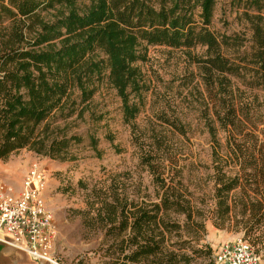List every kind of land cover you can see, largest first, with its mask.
I'll return each mask as SVG.
<instances>
[{"label": "trees", "instance_id": "16d2710c", "mask_svg": "<svg viewBox=\"0 0 264 264\" xmlns=\"http://www.w3.org/2000/svg\"><path fill=\"white\" fill-rule=\"evenodd\" d=\"M238 1L245 4L250 46L239 35L211 29L217 0H0V160L22 149L67 159L70 141L79 143L81 138H50L46 122L75 103L74 90L80 92L81 103L87 102L96 91L95 77L108 72L109 83L122 100L124 118L131 122L148 89L136 65L146 59L140 48L145 43L188 50L202 46L205 57L191 58L202 69L215 102L218 127L210 125V133L218 144V130L226 133L229 156L244 169L230 183L221 178L217 191L219 197L225 192L226 200L238 198L241 211L250 214L242 221L243 239L264 257L257 247L264 246V142L253 119L244 115L246 107L249 112V105L259 99L254 95L243 100L238 86L264 92V0ZM159 160L158 153L143 157L155 181L164 186L165 165ZM163 202L170 206L167 199ZM130 205L134 210L126 199L121 206L120 239L121 244L131 243L132 261L158 260L167 247L166 232L187 230L192 240H201L203 222L159 217V204L150 210ZM109 209L113 215L117 212L113 205ZM226 209L230 211L231 205ZM174 255L168 252L169 264H178Z\"/></svg>", "mask_w": 264, "mask_h": 264}, {"label": "rangeland", "instance_id": "374dc122", "mask_svg": "<svg viewBox=\"0 0 264 264\" xmlns=\"http://www.w3.org/2000/svg\"><path fill=\"white\" fill-rule=\"evenodd\" d=\"M244 7L238 0H217L211 29L239 35L250 46L252 32L243 16ZM140 52L146 59L136 65L148 89L143 91L144 104L135 120L126 122L122 100L110 85L107 72L95 77L96 91L91 99L81 103L80 92L74 90L71 101L75 103L56 111L46 122L50 138H81L79 143L70 141L67 159L22 149L2 160L5 163L29 153L33 155L29 168L40 163L48 170L46 199L55 214L53 256L59 264H169L170 251L178 264H213L223 243L245 238L242 221L251 218L250 214L241 211L238 198L226 200V193L219 197L217 191L221 178L230 183L244 169L230 158L226 133L218 130L220 144L210 133V125L218 127L215 102L202 69L191 58H204L205 48L145 43ZM238 86L243 100L258 96L259 102L249 105V112L247 106L244 115L253 119L256 134L264 142V92ZM247 127L250 129L249 123ZM154 153L165 165L164 186L143 163V157ZM126 199L128 207L134 203L150 210L159 204V217L180 222L190 217L192 222H203L201 240H192L187 230L166 232L167 247L158 260L132 261L131 243L121 244L120 239L121 206ZM229 204L231 210L227 211ZM110 205L117 210L114 215ZM115 217L118 221L111 223ZM257 247L264 254V246Z\"/></svg>", "mask_w": 264, "mask_h": 264}, {"label": "built area", "instance_id": "2783aa9c", "mask_svg": "<svg viewBox=\"0 0 264 264\" xmlns=\"http://www.w3.org/2000/svg\"><path fill=\"white\" fill-rule=\"evenodd\" d=\"M50 175L40 163L25 173L20 191L0 177V242L25 251L33 259L59 264L53 256L54 211L46 199ZM216 264H261V257L243 238L223 243Z\"/></svg>", "mask_w": 264, "mask_h": 264}, {"label": "crops", "instance_id": "0c3cea01", "mask_svg": "<svg viewBox=\"0 0 264 264\" xmlns=\"http://www.w3.org/2000/svg\"><path fill=\"white\" fill-rule=\"evenodd\" d=\"M32 159H33L32 154L21 153V156L19 158L10 159V161L8 162L4 163L2 160H0V176H2L6 182L11 184L16 192L20 191L21 189L23 177L27 172ZM238 238H242V237H237V239ZM0 264H52V263L35 260L25 251H22L11 245H7L5 243L0 242ZM261 264H264V257H261Z\"/></svg>", "mask_w": 264, "mask_h": 264}]
</instances>
